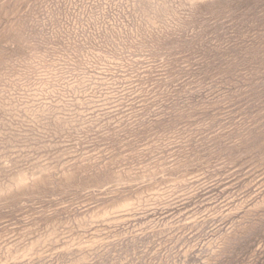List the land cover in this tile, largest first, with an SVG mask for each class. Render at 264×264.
Wrapping results in <instances>:
<instances>
[{"label":"rangeland","instance_id":"1","mask_svg":"<svg viewBox=\"0 0 264 264\" xmlns=\"http://www.w3.org/2000/svg\"><path fill=\"white\" fill-rule=\"evenodd\" d=\"M0 264H264V0H0Z\"/></svg>","mask_w":264,"mask_h":264}]
</instances>
